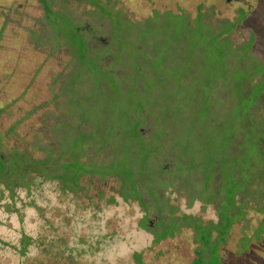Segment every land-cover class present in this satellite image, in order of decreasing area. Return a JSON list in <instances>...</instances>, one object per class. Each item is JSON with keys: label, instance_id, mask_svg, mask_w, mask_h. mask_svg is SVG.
I'll return each mask as SVG.
<instances>
[{"label": "rangeland", "instance_id": "rangeland-1", "mask_svg": "<svg viewBox=\"0 0 264 264\" xmlns=\"http://www.w3.org/2000/svg\"><path fill=\"white\" fill-rule=\"evenodd\" d=\"M47 1L55 10L53 18L66 17L67 13L83 34L96 36L91 49L94 58L110 50L108 48L104 52H96L103 47L101 38L107 39L109 43L113 41L116 45L122 44L126 49L123 54L118 51L115 54L108 53L104 57L106 61L113 62L115 55L116 68H123L125 74H131L135 60L139 63L145 61V65L151 64L148 59L151 58L150 51L154 50L159 52L158 56L162 54L165 59L166 56H172L176 64L182 63L183 57L187 60L194 52L199 55L201 61H206L211 56L213 59V55L214 58L219 57L217 49L212 46V39L220 28L229 23H236V20L240 21L243 12L248 14L232 29L231 38L235 46L244 44L239 52L243 57L245 50L249 49L248 41L253 37L251 51L258 61H264V0H100L107 6L106 11L101 5H94L92 0ZM46 10L42 0H0V143L4 151L32 148L34 144L55 145L52 148L59 151L56 143L62 144L65 137L61 128H54L56 118L61 116L63 121L70 119L67 115L74 111L71 106L74 89L78 92L82 87L88 89L91 86V81L87 78L84 82L77 80V74L81 71V63L76 56V52L80 53L79 47L69 42L76 35L75 32L70 33L75 27L68 19H63V24L54 27L47 17ZM110 10L113 11L112 15L107 14ZM156 11H166L163 15L165 19H161L162 24L159 25V36L156 40L148 38L147 32L150 30L146 27L141 32L138 31L139 35L136 33L135 37L131 36L133 27L128 22L143 21L155 16ZM116 13H121L122 20L127 21H123L125 26L115 25ZM198 17H202L205 25L199 23ZM225 37L223 35V38ZM199 40L201 44L196 48ZM226 43L221 42L223 45ZM224 61L225 66H229L227 60ZM253 61L255 66L239 63L231 65L230 71L237 78L247 75L245 79L251 80L248 86L254 85L259 79V75L251 77L249 74L257 69V64ZM121 62H128L131 68L126 69V63L122 66ZM155 64L156 61L151 65ZM143 72L145 80L152 79L154 70L151 67ZM201 80V77L194 75L190 83L197 85L202 83ZM147 86L153 87L148 81ZM238 90V86L231 85L228 91L221 92L223 100L221 105L219 101L217 103L218 112L225 107V102L237 111L248 101V95L239 96ZM82 91L81 103L84 102ZM229 91L231 95H237L234 102L231 100L235 97L230 99ZM192 92L189 96H186L185 92L177 96L173 112L170 111L172 115L177 116L181 112L191 115L195 104L189 102V99L194 100L196 90L193 89ZM213 100H216V97H213ZM82 109L80 107V111ZM263 110L261 109L262 112ZM167 113L168 110L164 106L145 110V115L150 116L143 126L146 137L153 134L156 126L163 122L157 120V117H164ZM219 117L226 122L231 116L223 109ZM128 126L133 129L132 123ZM91 127L92 124L87 123L81 130L87 131ZM241 129L243 136L239 149H230L235 151V155L241 150V155L233 162L239 166L240 175L244 174L242 169L247 164L244 157L250 154V150L258 152L255 141V131L258 127ZM182 130L178 146L181 145L193 161L197 160L195 164L199 166L195 167L196 174L201 170L200 178L193 179L188 175L187 181L201 187L202 181L207 180L208 174L204 169L207 168L208 160L199 156L200 149L193 143L195 136L189 138L188 132L184 128ZM112 132H107L106 136L109 138ZM99 136H103V133ZM53 141L55 144H52ZM166 145L154 160L149 159L143 175H138L142 160L138 158L134 162L137 176L144 177L137 187L143 189L147 202L151 200L148 228L143 225L145 207L138 198L130 196L126 199L125 194L121 192L123 181L117 175L85 174L79 180L78 187L66 188L60 186L61 180H46L41 184V189L34 190L30 197H26V192L23 191L16 199L10 198L8 192L4 195L0 193V264H222V257L228 259L227 261L232 260L233 263L239 257H252V254L264 257V232L259 241L256 237L257 229L264 221V212L255 209L259 202L250 201L252 208L246 207L248 214L234 223L225 244L219 243L222 242L220 237L215 240L210 238L208 241L206 228L199 234L202 243L196 241L198 232L185 222L183 215H195L202 223L217 222L218 194L222 191L224 196L223 189L230 187V181L221 182L217 190L200 189L201 196L206 195L214 202L206 203L195 195V200L190 204L187 190L177 191L176 181L171 180V174L158 172L157 178L154 175L161 163L166 169H171L174 164L169 158V155L176 152L173 139H168ZM220 146L225 148L227 143L222 141ZM110 147L114 149L115 145L110 144ZM45 154L37 148L34 157L40 158ZM113 157V152L106 148L95 155L89 153L82 161L99 166L110 163ZM118 158H123L121 150ZM173 160L177 161L176 171H181L183 166L179 165L180 153H177ZM132 164L128 162V166L131 167ZM226 168L224 166L221 169L225 171ZM181 175L185 178L183 172ZM234 180L235 178L232 181ZM234 185L239 187L236 180ZM152 187L157 189L160 196L167 197L168 204L174 209L173 217H178L180 223H161L164 220L169 222L172 217L167 209L162 210L161 214L156 211L155 202L152 200L156 191L151 189ZM197 191L194 189V192ZM238 195V200L243 198L241 194ZM162 198L164 197L158 198L156 202L164 206L165 201ZM219 204L222 212L225 203L221 201ZM159 230L160 235L166 232L174 233L157 242L153 232ZM23 231L35 239L39 238L38 242L27 247L26 255L19 251ZM217 234L218 231L214 230L213 238ZM249 237L251 243L249 249L245 250V241ZM201 244H204V247L200 246ZM256 247L259 249H255ZM137 253H141L140 256ZM198 254H201V258L196 261Z\"/></svg>", "mask_w": 264, "mask_h": 264}, {"label": "trees", "instance_id": "trees-1", "mask_svg": "<svg viewBox=\"0 0 264 264\" xmlns=\"http://www.w3.org/2000/svg\"><path fill=\"white\" fill-rule=\"evenodd\" d=\"M42 1L44 2L45 10L47 7V17L55 25L54 27L63 24L65 19L71 21L75 27L70 33L75 32L74 34L76 35L69 42L73 46L79 47L80 53L76 52V56L81 63V71L77 74V80L80 79L84 82V79L87 78L91 81V86L88 89L82 87L78 92L74 89L73 103L71 105L74 111L70 115H67L70 119H64L63 121L61 116L56 118L57 121L54 128H61L64 134L63 137H65L62 144L56 143L60 148L59 151L52 148L55 145L50 146L47 144L39 146L34 144L32 148L25 147L22 150L14 148L12 151H4L0 143V193L2 195L8 192L10 198L16 199L19 193L23 191L26 192V197H30L34 190L41 189V184L46 180H61L60 186L66 188L70 186L78 187L79 180L85 174L117 175L123 181L121 192L125 194L126 199L130 196L138 198L140 203L145 207L146 214L143 225L148 228V217L151 207L149 203L151 200L147 202L143 194L144 191H142L143 189L137 187V184L144 177L139 178L137 176L134 162L138 158L142 160V163L139 165L142 168L138 172V175H143L142 172L145 165L149 164V159L153 158L154 160L163 147L167 146L166 142H168V139L172 138L176 152L169 155V158L174 164L171 169L164 168L162 163L160 165L156 164L159 167L154 171V175L157 178L158 172L171 174V180L176 181L177 191H182V189L187 190L190 204L195 200V195L199 196L198 198L203 199L206 203L212 202L213 200L210 201L206 195L201 196L200 189L202 190L203 188L208 191L217 190L221 182L223 183L225 180L230 181V187L223 189L224 196L222 195V191L218 194L219 220L217 222L202 223L200 218L195 215L188 213L183 215L185 222L193 226L198 232L195 236L197 242H201L199 239L200 231L206 228L209 234L208 241H210V238L215 240L216 237H220L222 242L219 243L225 244L234 223L248 214L246 207L252 208L250 201L254 203L259 202V206L255 207V209L259 212H264V110L263 112L261 111V109H264V61H258L251 51L254 42L253 37L248 41L250 42L249 49L245 50L246 52H244L243 57L240 56L239 52H241L240 48L242 49L244 44L235 46L231 38L232 29L247 16V12L241 13L240 21L236 20V23L225 25L223 28L226 29L220 28V31L212 39V46L217 49L219 57L214 58L213 55V59L211 56L210 59L201 61L199 55L194 52L190 54L187 60L183 57V62L176 64L172 56L171 58L166 56L167 59H165L162 54L158 56L159 52L157 53L154 50L150 51L149 56L151 58L148 61L151 64L156 61L157 64L155 65H151L150 63H148L149 65H145V61L139 63L134 59L135 65L132 69L128 62H121L122 66L126 63L124 64L126 69L131 68V74L129 75L128 72L127 74L124 73L123 68H116L117 65L114 63V61H117L115 55H113V62L106 61L104 57L108 53L115 54L118 51L123 54L126 49L122 44L116 45L112 41L113 44L109 43L107 47L103 45L102 49L96 52H104L108 48L110 50L104 53L105 55L100 54L96 56L97 58H94L92 54L93 50H91L92 42L86 41L83 38L84 35L80 33V29L76 27L74 21L68 15L66 17L59 16L58 19L53 18L55 10L51 6V3L47 0ZM164 12L166 11H156L155 16L146 18L140 22H128L133 27L131 36L135 37L136 33L139 35L141 30L146 27L150 30L147 32L148 38H154L155 41V38L159 36L157 31H159V25L162 24L161 19H165L163 16ZM198 19L199 23H203L202 17H198ZM115 25L125 26L124 22L118 19L115 21ZM203 25L205 24L203 23ZM223 35L226 37L223 38ZM112 38L114 39V37ZM221 42L227 43L223 45ZM88 43L90 44L88 45ZM200 44L201 41L199 40L196 48ZM111 48L113 51H111ZM180 53L183 55V50ZM224 60H227L229 66H225ZM253 60L257 64V69H254L249 74L251 77L255 74L259 75V79L254 85L248 86L251 80L245 79L247 75L239 79L230 70L231 65L236 63L255 66ZM201 62L203 63L201 64ZM148 67L154 70L151 80H145L143 72ZM194 75L201 77L202 83L192 85L190 81H192ZM147 81L152 83L153 87L148 88ZM231 85L239 87V96L244 97L245 94L248 95V101L244 102L243 106L239 107L237 111L225 102V107L221 108L220 112H218L217 103L219 101L221 105V101L223 100L222 94L228 91ZM193 89L196 90V94L194 100L190 98L189 102H193L195 108L191 115H187L185 112H181L177 116L172 115L171 112L174 109L173 105L177 102V96L181 92H185V95L189 96V93H193ZM81 91L84 94L83 103H81ZM229 93L230 99L235 97L231 101L237 100V95H231L230 91ZM213 97H216V100H213ZM161 106H164L168 110V113L164 117H157V120L163 122L156 126L152 131L153 134L146 137L143 126L150 116L145 115V110H154L161 108ZM80 107L83 108L82 111H80ZM223 109L231 116L226 122L220 120L219 117ZM258 112L261 113L257 114ZM87 123L92 124L90 130H81L83 125ZM129 123H132L134 130L128 126ZM249 126L253 128L258 127L257 131H255L258 152L255 153L250 150V154L244 157L247 164L242 169L244 174L240 175L239 166L233 162L241 155V150L239 154L235 155V151L230 149H239L243 136L241 128ZM108 127L111 129L107 130ZM183 128L188 132L189 138L192 135L193 137L195 136L196 139H193V143L200 149L199 156H203L208 160L207 168L204 169V172L208 174L207 180L205 182L202 181L203 186L201 187L187 181L188 175L193 177V179L196 177L200 178V169L202 168L196 174L195 167L199 166L195 164L197 160L193 161L188 152L181 145L178 146L177 142L183 134ZM107 132H112L109 138L106 136ZM100 133H103V136H99ZM222 141L227 143V147L223 148L220 146ZM52 144H55L54 141ZM110 144H114L115 148L111 149ZM37 148L43 150L46 154L40 158L34 157ZM106 148L114 154L110 163L98 166L91 162L82 161L83 157L89 153L95 155ZM120 150L123 155L122 159L118 158ZM177 153H180L181 156L179 164L183 166L181 171H176L177 161L173 160ZM189 161H191L190 166ZM128 162L133 163L131 167L128 166ZM224 166L227 167L225 171L221 169ZM181 172H183L185 178L181 177ZM233 178H235L239 187L234 185L235 180L232 181ZM169 183L170 181L167 182V184ZM151 189L155 188L152 187ZM194 189L198 191L194 192ZM154 191H156V195L153 197L150 195V197L155 202L154 208L156 211L161 214L162 210L167 209L172 217L169 222L164 220L161 223H170L172 221L180 223L178 217H173L174 209L168 204L167 197L164 195L160 196L157 189ZM238 194H241L243 198L238 200ZM253 196L255 197L253 198ZM161 197H164L162 198L165 201L164 206L156 202ZM221 201L225 203L222 212L219 204ZM21 221H23V218H21ZM214 230L218 231V234L213 238ZM160 232L161 230L153 232L157 242L174 233L166 232L164 235H160ZM263 232L264 221L256 232L258 241L262 238L261 234ZM21 239L19 251L23 255L27 254L26 250L29 245L39 241V238L35 239L24 231L22 232ZM246 239L245 250L249 249L251 237ZM3 241L4 243H8L6 240ZM200 246L204 247V244ZM255 249L259 248L256 247ZM140 254L137 253L138 256ZM198 255L196 261L201 258V254ZM222 258V264H264V257H260L257 254H252V257H239L235 259V263L232 260L227 261L228 259H225V257Z\"/></svg>", "mask_w": 264, "mask_h": 264}, {"label": "flooded vegetation", "instance_id": "flooded-vegetation-1", "mask_svg": "<svg viewBox=\"0 0 264 264\" xmlns=\"http://www.w3.org/2000/svg\"><path fill=\"white\" fill-rule=\"evenodd\" d=\"M92 2H93V4L94 5H96V6H98V5H101L102 6V8H103V10L104 11H106V9H107V6L104 4V3H102L100 0H92ZM98 9V8H97ZM58 12H60V11H58ZM112 10H110L107 14H109V15H112ZM66 14V16H67V13H65ZM117 14V15H116ZM116 14H114V17H116L115 19H114V21H117V19L118 20H121V21H125V19H123L122 20V18H121V13H116ZM70 16V15H69ZM77 27V26H76ZM78 29H80L79 27H78ZM80 33H82L83 34V32L82 31H80ZM84 35V39L86 40V41H90V42H93L94 41V38H96V36H93L92 34H90V33H88V35H85V34H83ZM101 40L103 41V42H101V43H104L103 45H104V47H107L109 44V42L107 41V39H103V38H101ZM90 43H88V45H89Z\"/></svg>", "mask_w": 264, "mask_h": 264}]
</instances>
